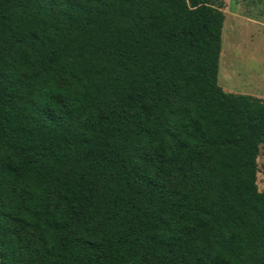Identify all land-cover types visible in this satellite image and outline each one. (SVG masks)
<instances>
[{"label": "trees", "instance_id": "trees-1", "mask_svg": "<svg viewBox=\"0 0 264 264\" xmlns=\"http://www.w3.org/2000/svg\"><path fill=\"white\" fill-rule=\"evenodd\" d=\"M223 0H0V264H264V98L218 80Z\"/></svg>", "mask_w": 264, "mask_h": 264}, {"label": "rangeland", "instance_id": "rangeland-1", "mask_svg": "<svg viewBox=\"0 0 264 264\" xmlns=\"http://www.w3.org/2000/svg\"><path fill=\"white\" fill-rule=\"evenodd\" d=\"M225 22L218 74L226 90L264 98V0H223ZM257 183L264 190V144Z\"/></svg>", "mask_w": 264, "mask_h": 264}]
</instances>
